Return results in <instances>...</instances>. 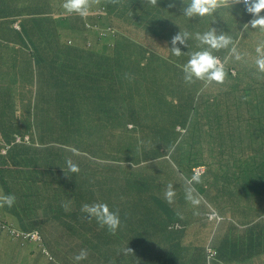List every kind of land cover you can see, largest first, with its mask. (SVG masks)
<instances>
[{
    "label": "trees",
    "instance_id": "obj_1",
    "mask_svg": "<svg viewBox=\"0 0 264 264\" xmlns=\"http://www.w3.org/2000/svg\"><path fill=\"white\" fill-rule=\"evenodd\" d=\"M64 2L0 0V195L16 197L0 207L2 234L13 236L6 224L46 225L39 242L14 231L28 264H264V73L254 61L264 32L244 28L254 17L243 0L203 17L183 14L191 0H100L87 17ZM212 28L243 58L229 56L225 84H187L182 66L207 47L195 34ZM180 31L192 36L175 56ZM230 48L213 54L224 62ZM199 167L194 208L184 188ZM95 202L119 209L115 234L81 211ZM211 207L221 222L209 219ZM31 244L45 251L28 254ZM81 249L88 256L77 262Z\"/></svg>",
    "mask_w": 264,
    "mask_h": 264
},
{
    "label": "clouds",
    "instance_id": "obj_2",
    "mask_svg": "<svg viewBox=\"0 0 264 264\" xmlns=\"http://www.w3.org/2000/svg\"><path fill=\"white\" fill-rule=\"evenodd\" d=\"M112 4L120 3V0H109ZM226 0H191L190 4L182 9L183 14L188 17H193L199 15L201 17L205 15H210L214 12L222 3ZM241 0H233V3H240ZM244 4L247 7V11L253 15V19L244 24V28L247 29L249 26L253 29H259L261 32H264V15H261L264 12V0H243ZM100 0H65L63 8L67 13H77L81 17H87L89 15L90 9L93 4H99ZM148 3L152 5L157 4V0H148ZM174 4H170L169 7H173ZM18 27V25H16ZM192 36L188 31H180L175 34L171 39V50L175 56H180L182 54L181 48L177 45H184L187 47V41ZM195 39L199 41L202 50L195 51L190 54V59L186 64L182 66L184 73V81L187 84H193L197 80L203 81L205 86L211 84L212 82L223 83L226 77L225 64L228 62L229 56H234L236 60H241L243 58L242 54L237 50L236 43L233 41V38L229 35L221 32L217 34V30L212 28L211 30L195 34ZM231 45L228 57H225L224 62L221 58L213 54V50L227 49ZM255 65L258 67L259 72L264 73V41L260 42L255 49ZM254 54V56H255ZM246 55V54H245ZM127 75V74H125ZM22 139L29 140L30 137L26 134L24 137L16 134L15 140L21 141ZM68 169L71 172H79L78 164L74 163L71 158L66 160ZM202 169V167H199ZM206 169V168H205ZM192 173V177L185 181V199L191 203L194 208H197L201 203V198L196 193L194 188L195 183H201L200 175L205 173ZM176 192L174 190L173 184L169 183L164 192V199L172 204ZM16 201L14 194L9 195H0V207H3L4 204H7L8 207H12ZM70 203V202H69ZM62 207L65 208V211H69L70 208L67 203H62ZM81 211L86 213L89 218H95L101 228L107 227L109 232L115 234V232L121 226V219L119 215V209L115 211L110 210V207L105 202H95L92 204L85 203L81 207ZM215 214L213 218L210 217V214ZM194 214L198 215V212ZM207 216L209 219H217V223L221 222L224 217H221L215 208L211 207L208 211ZM6 227L3 225V228ZM175 227H179L178 223L175 224ZM14 229V228H13ZM14 235V231H10ZM33 234V233H32ZM17 235H19L17 233ZM15 236V235H14ZM35 237V236H34ZM17 238V237H16ZM126 252H132V249L127 248ZM88 256L87 249H81L78 254L74 256L75 261L85 260Z\"/></svg>",
    "mask_w": 264,
    "mask_h": 264
},
{
    "label": "rangeland",
    "instance_id": "obj_3",
    "mask_svg": "<svg viewBox=\"0 0 264 264\" xmlns=\"http://www.w3.org/2000/svg\"><path fill=\"white\" fill-rule=\"evenodd\" d=\"M255 58H256V54H255V56H254V60H255ZM250 59V58H249ZM250 64V63H249ZM238 68H239V70H240V74H239V77H240V79H242L244 82H246L247 84H249V83H251V82H253V81H255L254 79H252V73H251V71H250V66L248 65V63H246V61H242V62H240V63H238L237 65H236ZM257 70H258V67H257ZM249 71V72H248ZM257 71L256 70H254V73H256ZM227 76V75H226ZM237 79V78H236ZM227 82H229V80H227V77H225V81L223 82V84H225V83H227ZM214 83H217V82H214ZM257 97H259L260 95H262L263 93H264V85H262L261 83H259V80H257ZM36 126V125H35ZM37 127V126H36ZM38 128V127H37ZM38 131L39 132H41L40 131V129L38 128ZM3 152H7V150L6 149H4L3 150ZM95 153H101L100 152V150H99V148H97V149H95ZM35 225V227H32V229H25L24 227H20V228H17L16 227V229L17 230H19V231H16V230H14L13 229V227L12 226H10V225H7L6 224V228H8V230L9 231H15V232H17L18 234H20L21 232H22V230L23 231H33L32 233V236L34 237H36V239H35V241H41L42 240V236H41V234H40V232L37 230V229H39V230H43V231H46V225H40L39 226V224H34ZM27 226V225H26ZM25 226V227H26ZM35 241H34V243H35ZM23 245H25V242H23ZM31 250H32V254H35V255H37V253H40L41 254V252H44V251H42V250H40L41 248H42V245H41V247H40V249H38V247H37V245H35L34 247H33V244H31ZM22 252H23V257H22V264H28V257L25 255L26 254V249H23L22 250ZM47 252V251H46ZM45 254V253H44ZM43 254V255H44ZM51 256V255H50ZM43 258V257H42ZM44 261V260H43Z\"/></svg>",
    "mask_w": 264,
    "mask_h": 264
},
{
    "label": "crops",
    "instance_id": "obj_4",
    "mask_svg": "<svg viewBox=\"0 0 264 264\" xmlns=\"http://www.w3.org/2000/svg\"><path fill=\"white\" fill-rule=\"evenodd\" d=\"M22 1V0H20ZM19 0H14V3H20ZM227 1V0H226ZM228 1H233V0H228ZM93 11H99V10H93ZM64 85L66 86V83H64ZM229 221H232L231 218H228ZM242 222V220L237 221L233 226L237 229V230H241V228H243L242 224L240 223ZM3 231L0 228V264H4L3 263V258L6 257H12L14 258L13 260H9V264H17L18 259L22 258L21 256V250L19 249L20 247L18 246L19 244L21 245V240L19 238H16L14 235L11 237H8L7 235L2 234ZM28 254H32V251ZM16 260V261H15ZM250 261L247 260L245 261V263H249Z\"/></svg>",
    "mask_w": 264,
    "mask_h": 264
},
{
    "label": "built area",
    "instance_id": "obj_5",
    "mask_svg": "<svg viewBox=\"0 0 264 264\" xmlns=\"http://www.w3.org/2000/svg\"><path fill=\"white\" fill-rule=\"evenodd\" d=\"M195 172L201 174V173L204 172V170H203V169H200V168H196ZM214 216H215L214 213H213V214H210V217H211V218H213Z\"/></svg>",
    "mask_w": 264,
    "mask_h": 264
}]
</instances>
